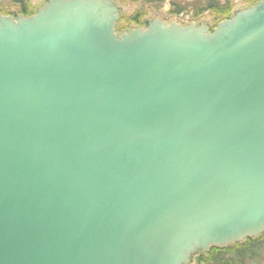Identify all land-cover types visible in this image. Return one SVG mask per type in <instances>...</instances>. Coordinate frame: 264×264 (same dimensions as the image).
Returning a JSON list of instances; mask_svg holds the SVG:
<instances>
[{"label": "water", "instance_id": "95a60500", "mask_svg": "<svg viewBox=\"0 0 264 264\" xmlns=\"http://www.w3.org/2000/svg\"><path fill=\"white\" fill-rule=\"evenodd\" d=\"M119 17L0 16V264H192L264 233V0L211 31Z\"/></svg>", "mask_w": 264, "mask_h": 264}, {"label": "rangeland", "instance_id": "374dc122", "mask_svg": "<svg viewBox=\"0 0 264 264\" xmlns=\"http://www.w3.org/2000/svg\"><path fill=\"white\" fill-rule=\"evenodd\" d=\"M45 0H28L29 7L32 14L40 9ZM222 2L223 0H218ZM120 7L119 21L115 27L116 32L121 33L127 29L144 28L143 20H159L163 23H174L180 26H188L194 24H205L209 30H213L220 23L218 19L214 18L209 13L201 15L199 18L193 17L192 10L189 11L193 0H114ZM172 4H177L178 8H185L178 15L172 14L175 7ZM250 5L245 4L239 0H235L231 4V12L242 10ZM18 8L11 5L8 0H0V16L12 17L18 15ZM19 16V15H18ZM139 17L138 22L131 21V18ZM226 20V19H224ZM222 20V21H224ZM193 264V262H192Z\"/></svg>", "mask_w": 264, "mask_h": 264}, {"label": "trees", "instance_id": "16d2710c", "mask_svg": "<svg viewBox=\"0 0 264 264\" xmlns=\"http://www.w3.org/2000/svg\"><path fill=\"white\" fill-rule=\"evenodd\" d=\"M233 1L235 0H223L222 2L218 0H193L189 6V11L192 10L194 18L209 13L221 22L229 18ZM239 1L250 5L257 0ZM8 2L18 8V15L23 17L32 15L28 0H8ZM176 5L172 4L175 7L172 14L178 15L185 10V8H178ZM138 18L135 16L131 18V21L137 23ZM193 264H264V233L254 239H246L241 243L227 247L210 248L206 254L194 258Z\"/></svg>", "mask_w": 264, "mask_h": 264}, {"label": "flooded vegetation", "instance_id": "af4514ba", "mask_svg": "<svg viewBox=\"0 0 264 264\" xmlns=\"http://www.w3.org/2000/svg\"><path fill=\"white\" fill-rule=\"evenodd\" d=\"M145 21H147V20H143V21H142L143 25H144V22H145Z\"/></svg>", "mask_w": 264, "mask_h": 264}]
</instances>
